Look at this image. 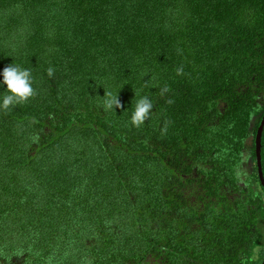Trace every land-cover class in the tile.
Masks as SVG:
<instances>
[{"label":"trees","instance_id":"trees-1","mask_svg":"<svg viewBox=\"0 0 264 264\" xmlns=\"http://www.w3.org/2000/svg\"><path fill=\"white\" fill-rule=\"evenodd\" d=\"M11 64L37 95L0 110V264L262 260L264 0H0V103Z\"/></svg>","mask_w":264,"mask_h":264},{"label":"clouds","instance_id":"clouds-1","mask_svg":"<svg viewBox=\"0 0 264 264\" xmlns=\"http://www.w3.org/2000/svg\"><path fill=\"white\" fill-rule=\"evenodd\" d=\"M179 52V50H177ZM56 69L53 66H49L46 69V74L49 78L54 77ZM177 75H184L183 65H179L176 68ZM3 83L6 84L8 94L4 95L2 103H0V110L5 112L12 110L14 106L19 104H24L29 101V99L37 95L36 90L33 88V77L30 69H23L19 66H14L13 64L5 67L2 72ZM171 89L168 85H164L160 88V96L165 97ZM136 95V93H135ZM165 103L171 105L174 100L171 98L165 99ZM104 111H113V108H120L121 103L117 98V95H112L107 93L103 98V104L101 105ZM154 108L152 100L147 96L140 97L136 103L134 110L131 113L130 121L132 127L141 128L144 123L150 118L152 110ZM172 121L166 119L164 121L163 127L160 129L161 135H166L168 128ZM21 253L20 255H22ZM11 257L6 258L10 260ZM46 264H52V257L49 256L46 259Z\"/></svg>","mask_w":264,"mask_h":264},{"label":"water","instance_id":"water-1","mask_svg":"<svg viewBox=\"0 0 264 264\" xmlns=\"http://www.w3.org/2000/svg\"><path fill=\"white\" fill-rule=\"evenodd\" d=\"M263 122H264V113H263L259 123L257 124V126L255 128V132L253 135V143H254L255 161H256V165H257V173H258V176H259V179L261 182L260 184L264 188V180L262 178V175H261V172L259 169V143H258L259 133H260L261 125ZM258 264H264V257L262 258V260Z\"/></svg>","mask_w":264,"mask_h":264},{"label":"rangeland","instance_id":"rangeland-1","mask_svg":"<svg viewBox=\"0 0 264 264\" xmlns=\"http://www.w3.org/2000/svg\"><path fill=\"white\" fill-rule=\"evenodd\" d=\"M252 256H254V254H252Z\"/></svg>","mask_w":264,"mask_h":264}]
</instances>
